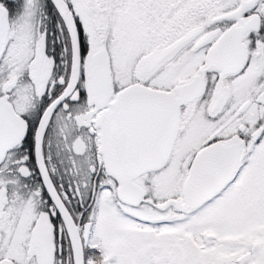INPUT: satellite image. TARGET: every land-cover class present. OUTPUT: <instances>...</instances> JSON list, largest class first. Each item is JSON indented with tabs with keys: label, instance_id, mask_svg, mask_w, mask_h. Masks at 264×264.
I'll return each instance as SVG.
<instances>
[{
	"label": "snow or ice",
	"instance_id": "obj_1",
	"mask_svg": "<svg viewBox=\"0 0 264 264\" xmlns=\"http://www.w3.org/2000/svg\"><path fill=\"white\" fill-rule=\"evenodd\" d=\"M0 264H264V0H0Z\"/></svg>",
	"mask_w": 264,
	"mask_h": 264
}]
</instances>
